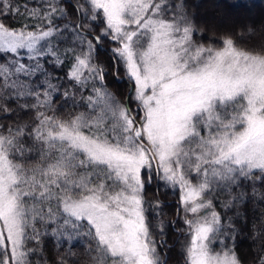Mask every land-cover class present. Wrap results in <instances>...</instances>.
Segmentation results:
<instances>
[{
    "label": "snow or ice",
    "instance_id": "6c2138e0",
    "mask_svg": "<svg viewBox=\"0 0 264 264\" xmlns=\"http://www.w3.org/2000/svg\"><path fill=\"white\" fill-rule=\"evenodd\" d=\"M247 32L206 44L186 0H0V264H49L46 238L52 264H167L149 190L178 197L183 264H243L241 208L264 203V40ZM252 235L264 264V214Z\"/></svg>",
    "mask_w": 264,
    "mask_h": 264
},
{
    "label": "trees",
    "instance_id": "16d2710c",
    "mask_svg": "<svg viewBox=\"0 0 264 264\" xmlns=\"http://www.w3.org/2000/svg\"><path fill=\"white\" fill-rule=\"evenodd\" d=\"M14 2L23 5L28 3L29 6H32L33 0H14ZM188 4V10L193 15V19L195 20L198 27L203 30L204 42L207 44L209 39L216 40L222 35H233L237 31H241L246 37L249 35L247 32L248 28L252 29L254 34V38L249 39L248 45L251 46L253 44L258 43L261 40H264V25L262 24H251L247 28H240L237 23H234L230 29L225 30H212L210 31L207 27V22L205 16L202 17L197 13L196 5L204 4V3H212L216 5H221L229 8L230 10L243 13V14H251L257 18V20L261 19L264 16V0H186ZM240 6H237V5ZM247 4L248 6H244ZM74 18V17H73ZM226 19H223L220 22L225 23ZM19 18L13 17L12 19H5V23L10 26H18ZM208 28V29H207ZM107 47V45H106ZM108 53L105 51H101L99 54V59L107 65L108 61ZM52 71L51 68H49ZM64 71L65 69H60L54 72V75L58 76L60 80L67 86V81L64 80ZM112 72L111 75L106 77V83L110 91L115 93L121 100H123L129 92L130 84L127 82L123 71H119V79H117V74L115 69H109ZM23 116V114H21ZM27 119L28 117H24ZM155 187V185H153ZM159 196V199L163 202L164 205V215L163 219L166 222L165 232L167 236L164 239L167 240L168 248L165 249L162 255L165 256L167 264H183L182 257L180 255V246L176 243L178 233L175 231L176 227L180 226L179 218L177 216V200L178 197L171 193L161 191L158 194L152 193L149 190V198L155 199L156 196ZM241 212L246 218L247 224L245 227L241 228L240 234L236 237L235 246L236 251L239 257L241 258L243 264H251V260L254 252L257 250L255 247L256 241L253 239V220H256L257 227H259V220L262 214H264V203H258L257 205L248 204L241 208ZM231 215V213H230ZM174 221L175 225H168L167 222ZM239 226V225H238ZM44 246V256L49 261V264H52L56 255H57V247L52 239L46 238L43 240ZM62 251V250H61ZM77 253H81L83 251L82 248L76 249Z\"/></svg>",
    "mask_w": 264,
    "mask_h": 264
},
{
    "label": "rangeland",
    "instance_id": "374dc122",
    "mask_svg": "<svg viewBox=\"0 0 264 264\" xmlns=\"http://www.w3.org/2000/svg\"><path fill=\"white\" fill-rule=\"evenodd\" d=\"M196 8L197 13L200 14V16H205L207 27L210 31L230 29L234 23H237L240 28H247L252 23L264 25V16L261 19L257 20L255 16L249 13L247 15L239 13L230 10L225 6L216 5L212 3H204L196 5ZM223 19H226L225 23L220 22Z\"/></svg>",
    "mask_w": 264,
    "mask_h": 264
}]
</instances>
